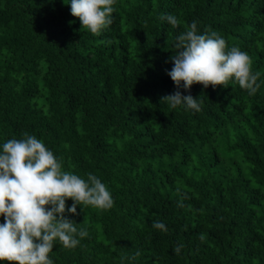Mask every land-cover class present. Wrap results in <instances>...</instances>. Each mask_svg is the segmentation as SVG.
Segmentation results:
<instances>
[{"label":"trees","instance_id":"trees-1","mask_svg":"<svg viewBox=\"0 0 264 264\" xmlns=\"http://www.w3.org/2000/svg\"><path fill=\"white\" fill-rule=\"evenodd\" d=\"M113 7V23L93 35L64 0H0V146L35 135L63 171L96 175L114 199L109 210L65 213L88 236L72 249L57 242L50 258L264 264V0ZM193 21L249 53L261 73L255 95L234 82L193 84L200 112L161 103L176 90L167 74L176 36Z\"/></svg>","mask_w":264,"mask_h":264},{"label":"clouds","instance_id":"clouds-1","mask_svg":"<svg viewBox=\"0 0 264 264\" xmlns=\"http://www.w3.org/2000/svg\"><path fill=\"white\" fill-rule=\"evenodd\" d=\"M116 0H64L78 17L81 29L93 35L110 27ZM179 28L181 21L173 14L160 17ZM172 69L167 73L176 90L160 98L170 109L200 112L203 100L190 94L193 84L228 87L239 85L249 95L260 88L259 71H253L248 52L238 46L228 47L217 31L200 33L193 21L176 36ZM181 89L188 91L184 95ZM71 199L69 207L66 201ZM77 205L109 210L114 199L107 186L94 174L87 179L63 171L61 161L35 135L24 133L22 139H8L0 146V261L9 264H54L50 258L57 242L66 249L86 238L85 228H78L65 213L77 214ZM154 226L159 223L154 221ZM203 239V236H201ZM175 251H179L176 249Z\"/></svg>","mask_w":264,"mask_h":264}]
</instances>
